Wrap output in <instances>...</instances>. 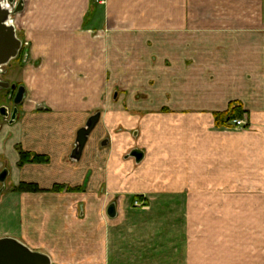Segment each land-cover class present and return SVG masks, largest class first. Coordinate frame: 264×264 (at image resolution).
Returning a JSON list of instances; mask_svg holds the SVG:
<instances>
[{"label":"crops","instance_id":"obj_1","mask_svg":"<svg viewBox=\"0 0 264 264\" xmlns=\"http://www.w3.org/2000/svg\"><path fill=\"white\" fill-rule=\"evenodd\" d=\"M14 25L0 239L51 264H264V0H24ZM232 102L243 129L216 125Z\"/></svg>","mask_w":264,"mask_h":264},{"label":"water","instance_id":"obj_2","mask_svg":"<svg viewBox=\"0 0 264 264\" xmlns=\"http://www.w3.org/2000/svg\"><path fill=\"white\" fill-rule=\"evenodd\" d=\"M24 0H1L0 1V91H14L15 84H10L2 79L4 75L3 68L8 66L10 62L16 60L22 49V42L17 37L14 25V17L23 10ZM27 55L24 53V60ZM25 95V89L22 86L17 88L16 95L13 100V110L10 115V123L12 124L18 114L17 107L22 103ZM0 117L9 119L7 109L0 108ZM100 114L96 113L91 116L84 127L78 130L76 134L75 147L71 153V159L79 161L84 147L92 131L95 129ZM134 153L136 158L139 155ZM5 177V172L0 174L1 183ZM110 219L115 218L114 205H110L107 211ZM0 264H51L50 258L42 253L31 251L21 242L13 238L0 239Z\"/></svg>","mask_w":264,"mask_h":264},{"label":"trees","instance_id":"obj_3","mask_svg":"<svg viewBox=\"0 0 264 264\" xmlns=\"http://www.w3.org/2000/svg\"><path fill=\"white\" fill-rule=\"evenodd\" d=\"M243 110L240 103L232 102L229 104L228 109L224 113H215L213 114L216 125L224 126L230 123L233 120L240 119L243 117ZM47 161L46 158L40 157L37 155H30L28 153H20V163L22 166L26 163L32 164H42ZM18 190H29V191H38L37 187L32 185H20Z\"/></svg>","mask_w":264,"mask_h":264},{"label":"rangeland","instance_id":"obj_4","mask_svg":"<svg viewBox=\"0 0 264 264\" xmlns=\"http://www.w3.org/2000/svg\"><path fill=\"white\" fill-rule=\"evenodd\" d=\"M16 60H13L12 62H10V64L8 66L3 68L4 75L2 76V79L4 81H7L8 80L7 79L8 72L10 71V72H12L14 74L13 78L12 77L9 78L10 81L16 83V85H21L20 80L22 78L23 71H22V66L21 65L18 66L16 64V63H18V62H16ZM25 61H28L27 58L24 60V62ZM18 64H20V63H18ZM22 64H23V62H22ZM7 82H9V81H7ZM6 96H7L6 91H0V105L3 104L4 108L6 107L7 112H8V116L10 118V115H11V112H12V109H13L14 105H13L12 101L9 98H8V100H6V98H5ZM136 208H139V207H136ZM142 208H145V207L144 206L140 207V209H142ZM14 226H15L14 224L13 225H11V224L10 225L9 224H6V225L2 224L1 225L0 224V228L2 230L11 231V232H16Z\"/></svg>","mask_w":264,"mask_h":264},{"label":"built area","instance_id":"obj_5","mask_svg":"<svg viewBox=\"0 0 264 264\" xmlns=\"http://www.w3.org/2000/svg\"><path fill=\"white\" fill-rule=\"evenodd\" d=\"M96 3L97 4H103V0H96ZM24 46H25V44H24ZM228 125L230 128H233V129L234 128L235 129H243L246 126V121H245V118L243 116L240 119H236V120L231 121ZM134 206L140 208L143 205L141 203H139L138 201H135Z\"/></svg>","mask_w":264,"mask_h":264},{"label":"flooded vegetation","instance_id":"obj_6","mask_svg":"<svg viewBox=\"0 0 264 264\" xmlns=\"http://www.w3.org/2000/svg\"><path fill=\"white\" fill-rule=\"evenodd\" d=\"M18 59L21 61V62H23V54H21V56L20 57H18ZM20 85H16V89L14 90V91H6V93H7V96L5 97L6 98V100H8V98L12 101V103H13V100H14V97H15V95H16V92H17V88L19 87ZM13 110V109H12Z\"/></svg>","mask_w":264,"mask_h":264}]
</instances>
